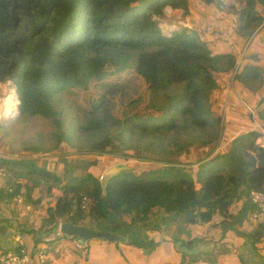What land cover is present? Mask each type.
I'll return each mask as SVG.
<instances>
[{
  "label": "trees",
  "instance_id": "obj_1",
  "mask_svg": "<svg viewBox=\"0 0 264 264\" xmlns=\"http://www.w3.org/2000/svg\"><path fill=\"white\" fill-rule=\"evenodd\" d=\"M238 2L237 33L245 45L250 40L241 63L237 50L211 48L201 39L205 31L200 29L184 27L166 35L159 26L166 7L182 8L190 16L187 0H0V83L14 86L22 119L49 120L57 129L56 145L65 143L74 150L70 159L67 154L62 159V176L32 160L0 158L2 166L27 169L25 176L16 173L27 183L0 190L1 209L10 210L18 196L38 206L45 192L52 196L40 221L46 238L56 222L69 221L131 233L134 241L127 246L147 254L155 252L160 235L188 249L198 239L186 240L191 226L220 217L230 229L243 220L230 207L243 202L248 212L255 208L250 192H264V144L259 142L264 138V68L259 65L262 58L251 53L264 40V0ZM130 70L145 83L146 99L130 96L123 84L104 83ZM230 75L236 97L225 114ZM93 85L102 90L89 103L85 121L64 130L56 97L68 90L88 91ZM117 98L123 106L119 117L113 115ZM193 147L202 150L203 157L192 167L184 165L183 155ZM86 155L141 160L159 168L141 174L121 169L104 195V174L87 170L94 165L104 170L99 159L72 165L83 173L69 178L67 160ZM208 169L219 171L208 175ZM36 189H41L37 198ZM1 222L11 226L9 219L1 217ZM23 232L33 237L35 246L44 238L35 230ZM249 236L260 245L264 224L256 225ZM10 250L19 251V246Z\"/></svg>",
  "mask_w": 264,
  "mask_h": 264
},
{
  "label": "rangeland",
  "instance_id": "obj_2",
  "mask_svg": "<svg viewBox=\"0 0 264 264\" xmlns=\"http://www.w3.org/2000/svg\"><path fill=\"white\" fill-rule=\"evenodd\" d=\"M223 4L221 6H207L202 4L199 0H187L189 9L191 10V15L186 16L184 9L173 10L170 7L165 9V18L159 20V26L163 29L166 35L172 34L173 31L182 28H191V31L201 30L205 33L200 35L202 40L208 42L211 48L217 52H227L228 50H237L239 62L243 61L244 55L247 53L248 42L244 44V37L237 33V27L239 26V20L237 16V11L241 9L238 0H222ZM261 7V6H259ZM264 14V8L262 10ZM167 26V27H166ZM191 26V27H190ZM212 29L216 30V33H212ZM207 32V33H206ZM254 42L258 43V40ZM254 49H259L258 46ZM262 60L259 62L264 68V49L261 51ZM232 75V74H231ZM229 77V82H227L225 98L223 100L222 112L228 114L231 109V101L236 97L235 86H233L232 76ZM105 84H123L129 87V94L135 98L142 96L144 99L147 98V87L143 80L137 76L133 70L126 71L125 73L108 77ZM102 88H97L95 85L88 91H65L56 97L57 105L59 109L64 114L63 129L69 130L73 125L79 126L83 124L86 119L87 111L90 109L89 103L92 100H97L100 96ZM14 86L10 81L6 83H0V158L8 157L12 159H25L32 160L37 166L46 167L52 173L60 176L64 168V163L62 159L67 154L70 159L74 150L68 147L65 143L63 145H56L53 135L57 132L56 127L49 121L41 117H35L28 120L22 119L18 115L16 106L19 104L17 93L14 92ZM9 95L13 96L12 102L9 104L11 109L10 114L5 113L6 99ZM119 99L117 98L116 103L118 104ZM242 103V101H241ZM245 108H248L245 102L242 103ZM122 107L120 104L117 105L116 109L113 111V115L119 117L121 114ZM141 105V109H143ZM227 108V110H226ZM249 109V108H248ZM226 117V116H225ZM259 120L255 117V122L258 123ZM262 142V139H260ZM87 157L78 156L75 160H67L69 162V178L79 177L83 171L73 168L74 166H85L88 160L99 159L102 161L104 170H100L97 165L89 167L87 170L93 172L97 176L106 174L109 171L116 170V173L120 172L121 169L130 170L136 174H141L144 171L158 169L159 165L153 164L151 162H142L141 160H121L119 157H111L108 155L98 156L86 155ZM203 157L202 150L193 147L188 155H183L184 165H190L191 167L196 165L197 160ZM205 157V156H204ZM97 161V160H96ZM182 165V166H184ZM8 171V172H6ZM219 169H208V175L216 173ZM16 173H22L24 176L27 175V169L24 167H14L10 169L7 166H2L0 164V190L7 188L15 183H27L24 176H18ZM62 176V175H61ZM200 186V185H198ZM46 191L47 187L44 186ZM41 189H36L34 191L35 198L40 197ZM53 194L57 193V188H53ZM43 203L38 206H33L23 200L22 196L20 199L17 197L15 202L12 204V209L4 210L6 214V219H9L7 225H11L10 228L13 231L14 241L20 245V241L25 242L26 245L35 251L33 245V237L27 235L23 231L35 230L40 233L44 238L37 245L39 248L45 250L46 254L51 253V258L57 260L60 257H64L63 254L68 253L67 248L71 247L72 239L64 237L59 232V224L63 221H58L53 225L52 234L49 238L44 236V230L40 229V221L43 218L45 203L52 201V196L50 194H42ZM51 199V200H50ZM19 200V201H18ZM2 207H0V210ZM8 214V216H7ZM1 216V215H0ZM1 222V218H0ZM108 225V221H105ZM84 225V224H82ZM52 226V225H51ZM95 228V226H91ZM97 229V228H95ZM0 233H7V229L2 227ZM177 233V229L174 230ZM175 235V234H174ZM173 235V236H174ZM12 236V237H13ZM161 236V235H160ZM172 238V235H170ZM67 242L68 244H66ZM92 242V241H91ZM70 244V245H69ZM132 247V246H129ZM158 246H156L157 248ZM138 250H125L129 257L135 251ZM157 250V249H156ZM155 250V252H156ZM74 249L71 247L70 252ZM153 252V254H155ZM133 256V255H132ZM48 257V255H47ZM156 257L153 258L149 264H157ZM134 259V258H133Z\"/></svg>",
  "mask_w": 264,
  "mask_h": 264
},
{
  "label": "crops",
  "instance_id": "obj_3",
  "mask_svg": "<svg viewBox=\"0 0 264 264\" xmlns=\"http://www.w3.org/2000/svg\"><path fill=\"white\" fill-rule=\"evenodd\" d=\"M258 48L251 53L262 58L264 40ZM256 128H259L258 123ZM260 144H264V138ZM243 205V202L237 201L230 207L234 215L240 214L243 217V220L238 219L230 229L224 227L223 218L220 217L202 226H191L186 240L198 239L188 249L181 242L174 243L172 239L161 235L158 237L155 254H147L141 250L135 251L133 256L129 257L124 253L125 250L138 249L124 244L97 240L81 243L73 239L72 245H69L74 251L70 252L71 247L67 248L68 253L57 260L51 258V253L46 254L44 249L33 245L35 251L31 252L30 264H149L154 257L157 264H264V249H261L259 244H253L249 236L257 224L254 216L258 209L253 205L254 209L251 207L245 212ZM4 225L6 224L0 222V232L2 227L6 228ZM6 229L7 233H0V249H5L4 251L18 247L10 226ZM78 243H81L82 248L77 247Z\"/></svg>",
  "mask_w": 264,
  "mask_h": 264
},
{
  "label": "water",
  "instance_id": "obj_4",
  "mask_svg": "<svg viewBox=\"0 0 264 264\" xmlns=\"http://www.w3.org/2000/svg\"><path fill=\"white\" fill-rule=\"evenodd\" d=\"M116 174V170L109 171L102 176L101 186L103 194H106V187L111 179ZM59 232L62 236L74 238L81 243H89L91 241H104L112 244H132L134 238L132 234H119L117 232L95 229L92 227L78 225L69 221H63L59 224Z\"/></svg>",
  "mask_w": 264,
  "mask_h": 264
},
{
  "label": "built area",
  "instance_id": "obj_5",
  "mask_svg": "<svg viewBox=\"0 0 264 264\" xmlns=\"http://www.w3.org/2000/svg\"><path fill=\"white\" fill-rule=\"evenodd\" d=\"M102 177L100 178V180ZM20 199V196H18ZM19 201V200H18ZM250 201L251 203L257 207L258 213L254 217L256 221V225L264 224V192L261 191H252L250 192ZM0 218L5 217L6 214L4 210H0ZM8 216V214H7ZM25 242L20 241L19 251H4L0 249V264H30L31 261V249L25 244ZM77 247L82 248L81 243L77 244ZM260 248L264 249V240L260 244ZM40 258L42 259V254H40Z\"/></svg>",
  "mask_w": 264,
  "mask_h": 264
},
{
  "label": "bare ground",
  "instance_id": "obj_6",
  "mask_svg": "<svg viewBox=\"0 0 264 264\" xmlns=\"http://www.w3.org/2000/svg\"><path fill=\"white\" fill-rule=\"evenodd\" d=\"M11 100H13V96L9 95V97L6 99V103H5V105H7L5 107V113L6 114H10L11 113V110H10L11 108L10 107H12V105L11 106L9 105L12 102Z\"/></svg>",
  "mask_w": 264,
  "mask_h": 264
},
{
  "label": "clouds",
  "instance_id": "obj_7",
  "mask_svg": "<svg viewBox=\"0 0 264 264\" xmlns=\"http://www.w3.org/2000/svg\"><path fill=\"white\" fill-rule=\"evenodd\" d=\"M12 84V83H11ZM15 89V88H14ZM15 92H16V90H15ZM18 102H19V104H20V101L18 100ZM19 104L16 106V110L18 111V107H19ZM18 113V115H19V111L17 112Z\"/></svg>",
  "mask_w": 264,
  "mask_h": 264
}]
</instances>
